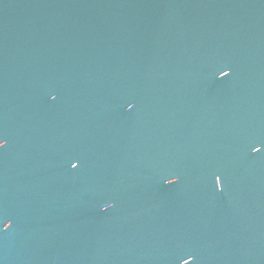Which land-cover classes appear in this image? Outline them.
Returning a JSON list of instances; mask_svg holds the SVG:
<instances>
[{
  "label": "water",
  "instance_id": "95a60500",
  "mask_svg": "<svg viewBox=\"0 0 264 264\" xmlns=\"http://www.w3.org/2000/svg\"><path fill=\"white\" fill-rule=\"evenodd\" d=\"M0 139V264H264V0H0Z\"/></svg>",
  "mask_w": 264,
  "mask_h": 264
},
{
  "label": "clouds",
  "instance_id": "9594fccd",
  "mask_svg": "<svg viewBox=\"0 0 264 264\" xmlns=\"http://www.w3.org/2000/svg\"><path fill=\"white\" fill-rule=\"evenodd\" d=\"M131 106H129V108H130ZM5 141H3V140H0V147H4V145H5ZM112 205H108V207H111ZM7 225H5V230L7 229Z\"/></svg>",
  "mask_w": 264,
  "mask_h": 264
},
{
  "label": "snow or ice",
  "instance_id": "6c2138e0",
  "mask_svg": "<svg viewBox=\"0 0 264 264\" xmlns=\"http://www.w3.org/2000/svg\"><path fill=\"white\" fill-rule=\"evenodd\" d=\"M229 73H227V74H225L224 76H227ZM129 106H131L130 108H129ZM132 107H134V105L132 104V103H129L128 104V108L129 109H131ZM0 140H2V139H0ZM0 148H2V147H0ZM258 151H260V150H258ZM258 151H256V152H258ZM219 181H220V178H219ZM221 182V181H220Z\"/></svg>",
  "mask_w": 264,
  "mask_h": 264
}]
</instances>
